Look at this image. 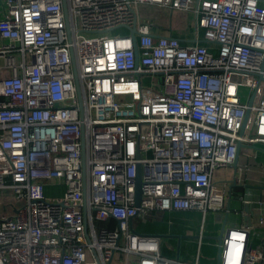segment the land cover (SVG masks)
Instances as JSON below:
<instances>
[{"label": "built area", "instance_id": "1", "mask_svg": "<svg viewBox=\"0 0 264 264\" xmlns=\"http://www.w3.org/2000/svg\"><path fill=\"white\" fill-rule=\"evenodd\" d=\"M0 5V264H186L135 222L222 210L215 173L264 145V0ZM247 240L220 264H264Z\"/></svg>", "mask_w": 264, "mask_h": 264}, {"label": "crops", "instance_id": "2", "mask_svg": "<svg viewBox=\"0 0 264 264\" xmlns=\"http://www.w3.org/2000/svg\"><path fill=\"white\" fill-rule=\"evenodd\" d=\"M1 10L0 5V18ZM235 161L234 166L218 170L213 178L228 191L222 210L204 215L195 210L158 212L135 222L136 232L159 236L160 253L165 258L186 264H216L218 243L214 237L222 225L225 229L246 228L247 247L264 258V145L240 146ZM57 188L63 190L62 186ZM260 201L263 204L259 206Z\"/></svg>", "mask_w": 264, "mask_h": 264}, {"label": "water", "instance_id": "3", "mask_svg": "<svg viewBox=\"0 0 264 264\" xmlns=\"http://www.w3.org/2000/svg\"><path fill=\"white\" fill-rule=\"evenodd\" d=\"M64 8V13L66 15V8L65 6L63 7ZM131 37H132V40L134 42V34H135V30H131ZM134 50H135V53H136V45L134 44ZM263 65H264V62H263ZM252 101H253V97H251L249 103H248V106L250 107L251 104H252ZM81 109V108H80ZM249 109H247L246 111V115H245V119H244V124L246 123L248 117H249ZM243 133V129L241 130L240 134ZM236 162V161H235ZM140 195H141V192H140V173H139V166H137V174H136V178H135V201H136V206L139 205V199H140ZM225 226L222 225L218 235L216 237H214V240L217 241L218 243V249H217V259H216V264H220V256H221V242H222V238L225 234ZM158 238H160L159 236H157Z\"/></svg>", "mask_w": 264, "mask_h": 264}, {"label": "rangeland", "instance_id": "4", "mask_svg": "<svg viewBox=\"0 0 264 264\" xmlns=\"http://www.w3.org/2000/svg\"><path fill=\"white\" fill-rule=\"evenodd\" d=\"M159 81H161V78L159 79ZM240 93H241L242 97L245 98L248 95V89L247 88H242V90H240ZM62 191L63 190L61 188H56L55 190H48L47 193L48 194H52V195H57V194L62 193ZM149 227H150V223L147 226H145L143 228V230L146 231V229H148ZM116 262H117L116 261V257H114V261H113L112 264H117Z\"/></svg>", "mask_w": 264, "mask_h": 264}]
</instances>
